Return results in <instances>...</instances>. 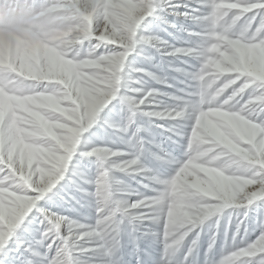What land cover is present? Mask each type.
I'll list each match as a JSON object with an SVG mask.
<instances>
[{
	"label": "clouds",
	"instance_id": "9594fccd",
	"mask_svg": "<svg viewBox=\"0 0 264 264\" xmlns=\"http://www.w3.org/2000/svg\"><path fill=\"white\" fill-rule=\"evenodd\" d=\"M254 9H264V0H207L196 19L199 39L186 49L197 61L191 95L159 114L191 122L185 159L167 177L153 173L140 153L119 162L121 170L146 176L152 195L116 199L104 166L115 168L107 158L116 151L82 153L102 161L96 227L43 215L36 244L55 246L47 264H77L74 246L115 226L118 213L130 222L162 221V264H177V249L198 224L264 200V13L254 25ZM153 10V0H0V164L7 170L0 175V253L62 178L100 111L117 96L130 113L145 103L121 90L129 53L155 39L137 33ZM141 207L150 214L133 211ZM235 228L234 238L241 223ZM33 253L42 255L39 248ZM215 264H264V227Z\"/></svg>",
	"mask_w": 264,
	"mask_h": 264
},
{
	"label": "rangeland",
	"instance_id": "374dc122",
	"mask_svg": "<svg viewBox=\"0 0 264 264\" xmlns=\"http://www.w3.org/2000/svg\"><path fill=\"white\" fill-rule=\"evenodd\" d=\"M196 2L198 0H153V12L138 26V35L155 39L141 41L129 53L121 91L122 95L138 97L152 90L153 95L145 111L153 110V105L157 109L172 105L173 96L191 91L189 77L175 69L190 73L197 61L192 57L168 55L159 42L165 41L173 47H189L198 41L199 37L192 34L199 31L198 24L182 15L188 10V5ZM258 21L259 14L253 24ZM190 123L188 120L175 122L149 117L144 111L130 113L120 96L111 100L83 134L78 151L68 162L62 178L37 201L5 252L0 253V264H47L55 253V246L45 251L36 244L42 228L43 211L68 217L86 230L96 227V198L93 193L102 161L98 156L82 153L90 148L116 151V156L107 158L110 163L140 153L142 162L153 173L167 177L185 159V133ZM104 166L109 169L106 180L116 199L131 201L153 194V184L146 176L109 167V163H104ZM117 221L115 226L94 232L74 246L73 258L77 264H162V260L167 259L163 251L162 221L130 222L127 217L121 218L119 213ZM238 222L241 228L234 238ZM262 227L264 200L254 202L247 209H225L218 216L198 224L185 237L173 259L177 264H215L226 251L254 239ZM194 237L195 245L192 244ZM34 248H39L42 255H34Z\"/></svg>",
	"mask_w": 264,
	"mask_h": 264
},
{
	"label": "snow or ice",
	"instance_id": "6c2138e0",
	"mask_svg": "<svg viewBox=\"0 0 264 264\" xmlns=\"http://www.w3.org/2000/svg\"><path fill=\"white\" fill-rule=\"evenodd\" d=\"M187 7H188V10L183 12L182 15H184L185 17L191 18L193 21H196V19L198 17H200L204 13V11H205V9L207 7V0H198V2H196L194 4H191V5H188ZM253 13L255 15H257V14L260 15L261 13H264V9H254ZM192 34L196 35V33H192ZM159 46L161 48H163L166 51V54H168V55H173V56H177V57H191L186 51V49L188 47H173V46H169L167 44V42H165V41H160L159 42ZM175 70L178 71V72L179 71L185 72V74L188 77L190 76V73L186 72V70H184V69L177 68ZM152 95H153V91L149 90L148 92H146V93H144V94H142V95L137 97V98L145 97V103L140 105V110H138V111H144V114L149 116V117H156V118L166 119L165 117H162L159 114L161 112L165 111L168 108L175 107V106L181 105V104H186L188 102V98L191 95V91H182L180 95L173 96L172 99L174 100V103L172 105L164 106V107L158 108V109H157V106L153 105L152 106L153 110L145 111V109L149 107V101H150V98H151ZM83 155L86 156V154H83ZM125 160H128V159H125ZM115 168L120 169L119 162L115 163ZM0 169H4V171H0V175H4V173L7 171L4 168V165H2V164H0ZM145 187H148V185H145ZM41 211H43V210H41ZM133 211L143 212L146 215L150 214V213H148V210L143 208V207L137 208V209H133ZM47 214H49V212L43 211V215H47Z\"/></svg>",
	"mask_w": 264,
	"mask_h": 264
}]
</instances>
